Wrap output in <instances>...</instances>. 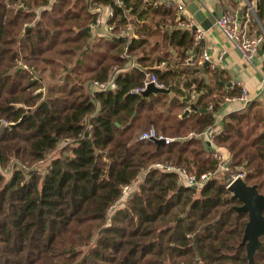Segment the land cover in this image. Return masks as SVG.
Wrapping results in <instances>:
<instances>
[{"label": "trees", "instance_id": "16d2710c", "mask_svg": "<svg viewBox=\"0 0 264 264\" xmlns=\"http://www.w3.org/2000/svg\"><path fill=\"white\" fill-rule=\"evenodd\" d=\"M5 1L0 167L16 168L8 178L0 171V264H246L248 214L233 209L241 202L226 187L229 174L189 187L153 166L171 162L195 175L218 167L202 135L215 124L220 102L210 107L213 88L196 76L210 66L184 65L188 51H200L194 32H161L164 20L148 15L170 10L155 0H8L9 8ZM106 9L114 11L106 18L113 29L89 30ZM257 15L264 24V0ZM129 24L130 40L119 36ZM173 48L178 67H160ZM46 64L55 81L45 80ZM147 72L172 93H132ZM215 76L220 85L219 71ZM112 77L106 91L90 85ZM186 91L199 95V109L183 117ZM152 125L176 139L140 140ZM62 142L61 154L45 163ZM215 145L264 193L263 100L228 114ZM41 161L44 168L35 165ZM126 185L131 192L124 197ZM261 241L255 264H264Z\"/></svg>", "mask_w": 264, "mask_h": 264}, {"label": "built area", "instance_id": "2783aa9c", "mask_svg": "<svg viewBox=\"0 0 264 264\" xmlns=\"http://www.w3.org/2000/svg\"><path fill=\"white\" fill-rule=\"evenodd\" d=\"M246 10L244 13H240L239 11H225L221 15H219L214 24L217 25L224 34L233 41L236 48L240 51L243 58L248 63H253L258 51L264 45V27H261L260 33H252L251 27L254 22H261L257 15V3L255 0H244ZM166 3L169 7H177L179 11H183L185 8V2L179 0H166ZM5 5L9 8L11 7V3L6 0ZM113 10L110 9L108 13V17L113 15ZM96 25H104L106 31H111L113 29V25H110L107 22V19L97 18ZM197 25L195 19L193 17H185L180 18L179 27L182 29H188L194 32V45H200L202 39L204 38L205 31L197 25V28L194 29V26ZM133 35V26L129 24L128 26L122 28L119 32V36L127 37L128 40L131 39ZM211 60V56L207 52H203L201 56H197L195 53H190L185 58V64L198 67L202 66L206 62ZM115 77H112L106 81H92L91 86L106 91L110 89L114 84ZM149 83H154L158 87H165L164 83L161 82L158 76L155 73L147 72L143 84L131 90L132 93L142 94L148 87ZM263 91L259 94V98H262L264 101V74L262 77ZM232 87L238 89V91L233 95H226L225 100H237L242 103V109L248 107L253 101H255V97L251 95L248 88L240 79H235L232 83ZM192 95V94H191ZM197 94L192 95V99L197 98ZM215 125V124H214ZM213 126L207 128V141L210 145L215 148L213 152L214 157L218 160V167L215 171L203 172L200 175H195L187 170V168L183 166L176 165L171 162H162L158 161L153 166L159 169L175 172L179 175V180L189 186V187H201L206 184L212 177H214L218 172H227L225 174H229V177L226 178V187H228L233 180L238 177H242L245 179L246 172L236 171L231 167L229 156L226 155L224 151H222L218 146L215 145L216 135L221 133L222 127L215 128ZM92 128V125L89 126ZM190 135H196V133L192 132ZM140 140H155V139H164L165 144H169L174 141L176 138L172 136L165 135L162 130H158L155 126H151L149 129L141 132L138 136ZM43 163V161H41ZM131 187L130 185H126L123 189L124 197L128 195ZM114 208V207H112Z\"/></svg>", "mask_w": 264, "mask_h": 264}, {"label": "crops", "instance_id": "0c3cea01", "mask_svg": "<svg viewBox=\"0 0 264 264\" xmlns=\"http://www.w3.org/2000/svg\"><path fill=\"white\" fill-rule=\"evenodd\" d=\"M155 1H157V3L159 2L164 4L170 10L169 12L162 11L159 13H154L153 11H151L148 15L149 19L153 21L164 20L165 23L161 26L162 28H159L161 32H163L164 30L171 31L173 29L180 28V18L193 17L188 8L191 4L190 0H179L185 2V8L182 12L179 11V9L175 6L169 7L166 3V0ZM194 1L200 7V10L204 13V20L203 23H199L194 17L193 18L195 19L196 24L205 31L204 38L202 39L200 44V51L197 53V56H201L203 52H207L211 56V60L209 62H206L208 63L207 65L210 66L209 69L207 71L202 69L201 67L204 64L202 66H198L201 69L196 76L200 79H203L206 84L211 85L213 88L212 92L208 96V98L212 99V101L210 102V107L213 108L214 103H216L215 100L220 102L219 108L215 113L216 121L214 125L215 128H219L222 127V121L228 114L234 111L243 110V105L239 101L225 100L226 95H233L238 91L237 88L232 87V83L235 79H240L244 83V85H246L251 95L255 97V100H263L262 98H259V94L263 91L262 77L264 74V45L258 51L254 62L250 64L243 58L242 54L236 48L233 41L230 40L224 34V32L214 24L215 19L225 11H239L240 13H244V11L246 10L244 0ZM42 10L43 8L37 11L38 16L40 15ZM108 10L109 9L104 10V16L106 15L104 19L107 18V14L109 13ZM261 24L262 25L254 22L251 27L252 33H260L261 27H264V24L262 22ZM153 27L155 26L153 25ZM94 29L96 30V28ZM104 29L105 26L103 25V28L100 29L101 33L104 31ZM155 37L161 36L156 35L152 37V40H154L153 38ZM171 51L172 58L167 59L166 61H162L160 67H164L168 64H170L172 67H178L181 61L178 50L173 48L171 49ZM190 53L192 52L188 51V55ZM184 65H186L185 62ZM198 67L192 68L199 69ZM216 71H219L220 74V85L217 83V79L215 78ZM204 91H206V88ZM191 94H195V91H193ZM191 102H194L193 99L191 100ZM189 106L190 104L188 105V107ZM202 137L208 149L214 152L215 148H213V146L210 145L207 141L208 137L206 132L202 135Z\"/></svg>", "mask_w": 264, "mask_h": 264}, {"label": "water", "instance_id": "95a60500", "mask_svg": "<svg viewBox=\"0 0 264 264\" xmlns=\"http://www.w3.org/2000/svg\"><path fill=\"white\" fill-rule=\"evenodd\" d=\"M256 1L257 9H259L260 0ZM190 2L191 4L188 7L190 13L199 23H203L204 13L200 10V7L195 3L194 0H190ZM21 7L24 8V5H21ZM87 28L90 30L91 26ZM196 28L197 25L194 26V29ZM207 64L208 63H205L204 65ZM171 92V87H158L154 83H149L147 89L142 93V95L149 96L152 93ZM182 100L190 104V106L185 109L182 115L183 117L187 116L191 111L199 109L195 102H191L192 95L189 91H186L185 96L182 97ZM26 118L27 115H24L21 120L14 125L18 126L22 124L26 120ZM154 141L158 145L165 144L164 139H155ZM227 189L231 192L232 199H238L241 202V204L234 205L233 209L238 213L248 214V221L246 222L241 245H244L246 247V254L248 259V262L246 264H255V254L261 248V238L264 236V193H261L259 191L257 184L250 185L242 177H238L233 180L227 187ZM199 259L200 257L197 256V260Z\"/></svg>", "mask_w": 264, "mask_h": 264}, {"label": "rangeland", "instance_id": "374dc122", "mask_svg": "<svg viewBox=\"0 0 264 264\" xmlns=\"http://www.w3.org/2000/svg\"><path fill=\"white\" fill-rule=\"evenodd\" d=\"M95 24H96V21L93 23V24H91L90 26H91V28H98V27H100V26H103V25H96L95 26ZM105 30V29H104ZM106 31V30H105ZM107 32V31H106ZM95 33H97V32H95ZM153 39H160V37H155V38H153ZM47 65V71L45 72V73H43V76H44V78H45V80H47V81H55V78H51L50 77V73H51V70H52V67H50L48 64H46ZM10 72H13V70H11ZM190 134V133H189ZM63 145H65V143H63L62 142V144L60 145V147L58 148V150H55L54 152H52L51 154H49V157H48V160L45 162V163H49V162H51V160H52V158H54V157H56L58 154H61V147L63 146ZM220 149H222V151H224L225 153H226V155L227 156H229V151H227V149H224V148H220ZM229 159H230V161H231V158H230V156H229ZM45 163H40V164H35L36 166H39V167H41V168H44L45 166H46V164ZM22 165H24V167L26 166V167H28L27 166V164H22ZM34 165V166H35ZM33 166V167H34ZM16 168V164H15V162H11L9 165H7L5 168H2V167H0V171L8 178V177H10L11 176V174H12V172H13V170ZM241 168H239V167H235L234 168V170L235 171H239ZM40 172V171H39ZM41 173V172H40ZM222 173H227V172H222ZM134 187H136V185L134 186ZM131 192V189H130V191H129V193Z\"/></svg>", "mask_w": 264, "mask_h": 264}]
</instances>
